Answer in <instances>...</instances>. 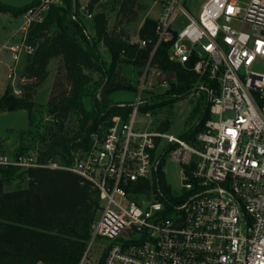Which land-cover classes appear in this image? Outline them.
<instances>
[{"label": "built area", "instance_id": "obj_1", "mask_svg": "<svg viewBox=\"0 0 264 264\" xmlns=\"http://www.w3.org/2000/svg\"><path fill=\"white\" fill-rule=\"evenodd\" d=\"M146 1L160 9L151 56L161 43H172L170 61L193 62L191 71L217 82V88L200 87L211 104L205 127L186 139L151 128L150 112L144 126L138 122L139 96L127 117L111 114L96 125L89 147L74 152L70 166L16 153L0 155V169H67L99 191L100 209L78 264H264V72L252 70L264 61V0H200L197 15L184 0ZM63 3L40 0L21 16L20 39L8 47L13 96L39 84L23 74V63L36 50L28 42L31 26L50 5ZM96 8L74 3L73 19L90 41L86 22L94 23ZM179 10L191 23L177 32L172 24ZM161 84L168 85L166 78ZM167 158L181 168L179 189L166 180L170 194L154 188L155 174H166ZM100 239L108 244L95 256Z\"/></svg>", "mask_w": 264, "mask_h": 264}, {"label": "trees", "instance_id": "obj_2", "mask_svg": "<svg viewBox=\"0 0 264 264\" xmlns=\"http://www.w3.org/2000/svg\"><path fill=\"white\" fill-rule=\"evenodd\" d=\"M75 2L79 4V0H64L63 6L50 5L42 21L34 22L30 28L28 42L36 46V50L23 63V74L38 78L39 84L26 86L22 97L13 96L9 88L0 95V113L26 110L32 124L36 88L47 79L50 61L54 58L62 60L69 88L48 102L53 124L39 154L41 161H55L59 156V164L70 166L73 153L89 147L90 134L100 121L111 114L127 117L132 111V105L120 108L118 105L122 103L109 99L111 93L130 88L119 79L118 66L121 63L144 66L150 61V66L162 72L170 85L164 94L147 97L142 112L201 92V99L193 110L195 121L181 136L190 139L205 127L211 104L200 87L217 88V82L211 81L208 74L200 76L191 71L193 62L183 66L170 61L172 43H161L151 56L156 42L153 20L146 19L139 34L140 39L152 42L140 47L139 44H130L122 35L110 32L107 16L99 12L94 17L96 40L90 41L84 35L83 27L73 19ZM39 3L37 0L21 9L0 3V12H11L20 17ZM135 3L136 0L123 1V11ZM98 5L104 4L100 0L88 2L91 11ZM99 42L111 54L110 64L103 59L97 45ZM89 70L98 73L100 78L94 80L88 74ZM98 94L101 100L97 99ZM87 98L90 109L85 103ZM71 114L78 115L79 125L70 134L65 122ZM158 129L168 131V122L162 123ZM0 175V264H78L100 209L99 191L67 169L10 167L0 169ZM12 176L21 182L27 181V186L5 190L4 184ZM154 188L155 191L162 189L171 193L161 171L155 174Z\"/></svg>", "mask_w": 264, "mask_h": 264}, {"label": "rangeland", "instance_id": "obj_3", "mask_svg": "<svg viewBox=\"0 0 264 264\" xmlns=\"http://www.w3.org/2000/svg\"><path fill=\"white\" fill-rule=\"evenodd\" d=\"M37 0H0V3L13 7L25 8L32 5ZM82 5L87 4L90 0H79ZM242 5L248 0H239ZM104 5H98L96 13L104 12L108 18V29L110 32L122 35L129 42H137L139 39L140 29L146 19L154 20L160 15L158 6L152 7V3L146 0H136L135 5L125 12L123 11L122 3L119 0H102ZM186 9L194 15H197L201 9L202 2L200 0H184ZM63 6V5H59ZM10 17H6L4 13H0V30L1 35H9L15 31L21 22L13 20L15 17L13 13L8 12ZM12 22L10 23V19ZM11 24L10 26L6 24ZM191 20L183 14L180 10L177 11L173 18L172 28L180 32ZM4 26L7 31H3ZM87 28L93 34L96 40L94 23L86 22ZM233 26L239 27L237 22H233ZM202 41L201 43H203ZM99 51L103 59L110 64L111 54L108 49L99 42ZM120 81L129 86V89H120L110 94L109 99L114 103H124L135 105L139 96L143 101L152 95H161L167 92L170 85L164 86L161 82L164 80L163 76L158 74L155 67L150 66L148 62L144 66H136L128 63H121L119 66ZM252 70L257 72H264V61L257 60L252 65ZM88 74L97 80L100 75L93 71H87ZM144 79V87L141 90V84ZM8 81L5 74V69H0V85ZM68 82L66 80V73L60 58H54L48 67V76L45 82L41 83L37 88L34 95V111L33 123H30L29 114L26 110L4 111L0 113V155L3 154H40L48 136V130L52 126L53 116L49 114L48 102L53 96H57L62 91L68 89ZM201 92H194L186 97L179 98L173 103L150 110V119L152 120L151 128H158L162 123L168 122L169 130L175 134H182L189 129L195 121L193 118V110L201 99ZM101 95L98 94L97 99L101 100ZM86 106L90 109L89 98L85 100ZM143 102L139 104L138 122L144 126L147 125L149 118L142 112L141 107ZM66 130L71 134L77 130L79 119L77 114H71L66 122ZM55 162L60 163V157L55 158ZM165 178L168 184L174 188L179 189L181 186V168L180 166L172 163L167 158L165 166ZM6 177V176H5ZM1 178V175H0ZM6 180L4 184L5 190H14L17 187L27 186L26 182H21L16 176H12L10 181ZM108 244L107 240H97L92 252L95 256L101 254L104 246Z\"/></svg>", "mask_w": 264, "mask_h": 264}, {"label": "crops", "instance_id": "obj_4", "mask_svg": "<svg viewBox=\"0 0 264 264\" xmlns=\"http://www.w3.org/2000/svg\"><path fill=\"white\" fill-rule=\"evenodd\" d=\"M4 14L6 17H10L8 13H4ZM21 16L20 17H14L13 20H15L16 22H19V21L21 22ZM9 22L10 23L12 22V18L10 19ZM7 25L10 26L11 24L7 23L6 26ZM6 26H4V28L2 29L3 31H5V33L7 31ZM19 28H20V26L17 29H15L14 33L10 32L9 35H7V33H6V35H4V36L1 35V30H0V69H2V68L5 69L6 76L8 75V68H9V65L11 64V61H12V56H11V53L8 51V47L10 45H12L13 43H16L19 41V39H20ZM51 61L49 63V66L51 64ZM8 85H9V82L7 80H6V82H4V85H0V95H2L5 92V90L8 88Z\"/></svg>", "mask_w": 264, "mask_h": 264}, {"label": "water", "instance_id": "obj_5", "mask_svg": "<svg viewBox=\"0 0 264 264\" xmlns=\"http://www.w3.org/2000/svg\"><path fill=\"white\" fill-rule=\"evenodd\" d=\"M163 78H165V75L163 76Z\"/></svg>", "mask_w": 264, "mask_h": 264}]
</instances>
